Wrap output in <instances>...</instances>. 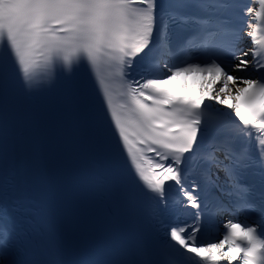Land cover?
<instances>
[{"label": "snow or ice", "instance_id": "1", "mask_svg": "<svg viewBox=\"0 0 264 264\" xmlns=\"http://www.w3.org/2000/svg\"><path fill=\"white\" fill-rule=\"evenodd\" d=\"M82 65L133 184L156 201L153 220L183 256L158 264H264V199L257 205L252 187L240 180L242 171L264 169V0H0V153L6 82L14 75L31 95L62 74L69 78L62 104L87 111L88 84L71 79ZM187 76L198 82V93L169 86ZM253 141L258 159L249 154ZM95 182L135 205L133 185L103 176ZM169 183L180 193L175 203L193 210L190 221L162 219ZM13 209L36 211L22 202ZM241 213L255 218L239 221ZM224 215L230 218L222 238L206 243L200 238L206 218ZM44 225L42 264H63L54 220L45 216ZM11 245L0 225V264ZM104 264L129 262L117 252Z\"/></svg>", "mask_w": 264, "mask_h": 264}, {"label": "bare ground", "instance_id": "2", "mask_svg": "<svg viewBox=\"0 0 264 264\" xmlns=\"http://www.w3.org/2000/svg\"><path fill=\"white\" fill-rule=\"evenodd\" d=\"M246 42H247V37H242L241 42H240L241 47H247ZM170 85L177 87L179 89L185 90L189 92L190 94L199 92L198 82H194V78L192 76L180 77V78L174 79L172 82H170ZM218 239H215L212 242H216Z\"/></svg>", "mask_w": 264, "mask_h": 264}]
</instances>
